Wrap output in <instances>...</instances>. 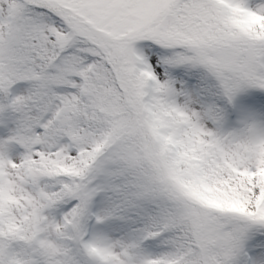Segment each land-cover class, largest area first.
Listing matches in <instances>:
<instances>
[{"label":"snow or ice","instance_id":"snow-or-ice-1","mask_svg":"<svg viewBox=\"0 0 264 264\" xmlns=\"http://www.w3.org/2000/svg\"><path fill=\"white\" fill-rule=\"evenodd\" d=\"M0 264H264V0H0Z\"/></svg>","mask_w":264,"mask_h":264}]
</instances>
